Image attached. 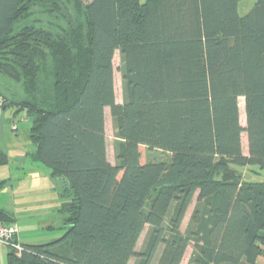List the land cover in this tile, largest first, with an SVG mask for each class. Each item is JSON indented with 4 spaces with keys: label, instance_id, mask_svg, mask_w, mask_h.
Returning a JSON list of instances; mask_svg holds the SVG:
<instances>
[{
    "label": "trees",
    "instance_id": "1",
    "mask_svg": "<svg viewBox=\"0 0 264 264\" xmlns=\"http://www.w3.org/2000/svg\"><path fill=\"white\" fill-rule=\"evenodd\" d=\"M239 1L73 0L81 27L65 1L0 0V73L24 90L17 102L0 96L29 122L27 156L61 182L64 215L60 237L8 247L5 264H151L160 245L155 264H180L189 246L187 264H257L264 181L235 167L264 170V0L242 15ZM141 146L168 160H143Z\"/></svg>",
    "mask_w": 264,
    "mask_h": 264
},
{
    "label": "rangeland",
    "instance_id": "2",
    "mask_svg": "<svg viewBox=\"0 0 264 264\" xmlns=\"http://www.w3.org/2000/svg\"><path fill=\"white\" fill-rule=\"evenodd\" d=\"M62 1H65L64 3ZM82 3L86 0H80ZM143 2L144 0H140ZM256 0H240L238 2V13H246ZM63 4L69 7L74 13L75 18L72 24H80L84 27V18L81 11L74 7L73 0H61ZM63 4H61L63 6ZM38 15V13L36 14ZM85 31V30H84ZM120 64L119 52L116 50L113 57L114 66V92L116 102L122 101V85L121 76L118 70ZM45 66V65H44ZM48 69L42 70L40 76L45 84V79L48 81L50 75ZM0 92L7 98L17 102L23 95V85L20 81H14L7 75L0 73ZM239 111L242 120L240 121L245 126V116L243 107V98H238ZM0 116V148L4 151L7 161L0 164V209L13 213L18 218L19 223H29L30 229H35V232L40 233V228L44 220H52L57 214L56 209L60 201V191L58 185L61 182L54 180L49 175V170L40 163L31 162L27 154L32 152L34 146L28 138L30 124L25 119L23 112L14 114L15 105L9 104ZM244 118V119H243ZM15 125V129L11 125ZM104 130L106 153L108 160L114 164V142L116 140V130L113 125V120L110 115L109 108H105ZM242 151L247 154L246 134L243 132L241 136ZM142 159L162 161L168 160L169 154L161 150L147 151L143 146L140 147ZM240 171L244 179L254 180L256 182L264 181V170L253 172L252 166L235 167ZM35 180L37 181L34 185ZM196 197L193 198L188 206L184 218L182 220L180 230L183 232L189 221L190 214L195 205ZM28 224V225H29ZM148 226H145L136 244V251L143 248L144 240L147 234ZM41 242H45L41 241ZM161 245L158 247L155 257L151 264H155L157 257L161 251ZM192 248L189 246L180 264H187ZM127 264H137V258L131 257Z\"/></svg>",
    "mask_w": 264,
    "mask_h": 264
},
{
    "label": "crops",
    "instance_id": "3",
    "mask_svg": "<svg viewBox=\"0 0 264 264\" xmlns=\"http://www.w3.org/2000/svg\"><path fill=\"white\" fill-rule=\"evenodd\" d=\"M36 183L37 181L35 180L34 185H36ZM60 201H62L61 196H60ZM60 203L57 206L56 209L57 214L55 215V217L52 220H50L49 218L48 220H44L43 223H40L42 225V227L40 228V233L38 232L34 233L35 229H30L31 225L29 223L23 225V223L21 222L19 223L18 218H16V216L13 213L7 212L8 214L7 216L17 226V235H16L17 241L19 243L37 244V243H45L60 237L64 232L62 228L64 215L59 212ZM44 240L45 242H41ZM8 252H9V248L6 245L0 243V264L6 263ZM257 264H264V255L259 256L257 258Z\"/></svg>",
    "mask_w": 264,
    "mask_h": 264
},
{
    "label": "built area",
    "instance_id": "4",
    "mask_svg": "<svg viewBox=\"0 0 264 264\" xmlns=\"http://www.w3.org/2000/svg\"><path fill=\"white\" fill-rule=\"evenodd\" d=\"M5 104L4 99L0 96V116L2 111L4 110ZM12 129H15V125H11ZM17 235V226L15 223H6L0 219V243L10 247L16 251V253H20L22 250L21 244L15 240Z\"/></svg>",
    "mask_w": 264,
    "mask_h": 264
}]
</instances>
